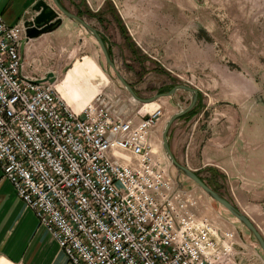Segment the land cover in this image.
<instances>
[{"label":"built area","instance_id":"obj_1","mask_svg":"<svg viewBox=\"0 0 264 264\" xmlns=\"http://www.w3.org/2000/svg\"><path fill=\"white\" fill-rule=\"evenodd\" d=\"M24 22L0 13V169L70 264H229L235 243L155 158L160 109L133 125L104 93L74 111L28 75ZM44 78V77H43Z\"/></svg>","mask_w":264,"mask_h":264},{"label":"rangeland","instance_id":"obj_2","mask_svg":"<svg viewBox=\"0 0 264 264\" xmlns=\"http://www.w3.org/2000/svg\"><path fill=\"white\" fill-rule=\"evenodd\" d=\"M45 1L52 5L61 17L65 16L53 0ZM73 3H69L71 9L62 5L85 21V26L78 22L77 24L84 31L88 41H93L96 48L102 52L103 62L108 68L103 70L110 74L117 85L112 94L114 97L110 98L118 100L115 107L119 109L121 116L139 121L146 113L143 107L146 108L149 103L136 99L119 76L128 83L131 81L130 84L143 99H150L159 92L166 93L181 85L190 86L200 92L195 105L196 112L178 118L171 124L168 131L171 150L174 148L178 152L181 148L178 134L192 127L194 129L195 125H198V128L205 127V124L201 123L209 116L206 109L208 104L212 105L219 99L230 102L237 100L240 76L229 74L230 72L241 73L243 70H250L251 75L260 84L257 97L264 99V0H107L100 9L97 2L92 3L89 0H73ZM88 4L94 11H102L101 22L89 15ZM113 7L129 22V38L122 34ZM92 28L105 36L116 69L108 63L98 40L91 33ZM132 37H135V42ZM87 43L89 45V42ZM146 60L149 62L143 65ZM32 70L41 73L48 69ZM97 72L98 75L102 74L101 70ZM60 81H55V86L60 87L59 84L63 80ZM177 91L172 103L162 106L154 104V111H161L159 119L151 129L156 133L150 142L155 156L161 162L165 159L167 163L163 164H166L170 175L189 187L194 196L196 194L193 190H198L199 195L204 198L205 209L209 208L215 216L223 213L229 221L236 224L238 229L230 233L234 235L235 245L243 243L235 246L236 256H239L238 264H264V251L255 236L196 182L180 173L169 160L164 145L166 123L175 113L191 104L189 90L179 88ZM195 173L208 187L228 200L225 194L220 192L221 188H215L206 171ZM217 228L219 231L228 232ZM232 263L233 261L229 264Z\"/></svg>","mask_w":264,"mask_h":264},{"label":"crops","instance_id":"obj_3","mask_svg":"<svg viewBox=\"0 0 264 264\" xmlns=\"http://www.w3.org/2000/svg\"><path fill=\"white\" fill-rule=\"evenodd\" d=\"M89 1L97 2L98 9L107 2ZM37 2L38 0H0V13L9 24L22 23L36 15L34 6ZM61 2L71 9L69 3H73V0ZM74 6L78 7L76 4ZM90 6L88 13L102 12L94 11ZM262 7L264 8V4ZM80 10L81 8L78 9ZM117 12L131 36L129 22ZM62 18V24L55 30L36 38L24 39L20 49L23 69L28 75L38 78L53 72L56 82L63 80L59 85L66 96V102L74 111L79 112L99 93L114 97L112 94L117 85L110 74L103 70L108 68L103 62L102 52L93 41H88L77 21L66 15ZM132 40L135 42V37ZM32 69L48 70L40 73ZM97 70H101L102 74L98 75ZM229 74L240 76L237 100L230 102L219 99L212 105L208 104L206 109L209 116L201 123L205 127L198 128L195 125L194 129L192 127L178 134L181 148H178V152L172 148V152L181 165L195 172L206 171L215 188H221L220 192L253 223L264 238V99L257 97L260 84L250 70H243L241 73L233 71ZM177 92L149 102L146 108L143 107L145 115L139 121H130L133 125L139 124L147 114L156 109L154 104L162 106L172 103ZM190 98L192 99L191 92ZM154 132L151 130L149 133L150 142L156 134ZM155 158L161 161L156 156ZM162 163L167 162L164 159ZM193 191L196 194V212L199 216L209 219L222 230L231 232L238 229L223 213L215 216L209 208L205 209L203 196L199 195L197 189ZM210 208L216 211L213 206ZM242 244L237 243L235 246ZM235 251L234 249L232 264H238L239 256H236ZM0 264H70L59 244L39 226L35 213L25 206L13 185L3 178L1 169Z\"/></svg>","mask_w":264,"mask_h":264},{"label":"water","instance_id":"obj_4","mask_svg":"<svg viewBox=\"0 0 264 264\" xmlns=\"http://www.w3.org/2000/svg\"><path fill=\"white\" fill-rule=\"evenodd\" d=\"M56 6L69 18L77 21L78 23L82 24L83 26L86 25L85 21L78 15L71 13L68 11L60 2V0H53ZM34 10L36 11V15L27 21L24 22V25L26 27V37L27 39H32L41 36L44 33L51 32L58 28L63 21V18L60 16L59 12L52 7L49 3H47L45 0H38V2L34 6ZM91 33L96 37L98 40L104 55L110 63V65L116 69L114 62L111 60V57L109 56L107 45L103 41L101 35L99 34L98 30L95 28L91 29ZM121 81L124 83L125 87L132 93V95L139 100H142L144 102H152L158 99L161 96H168L174 94L177 89L184 88L189 90L192 93V99L191 104L181 109L179 112L175 113L169 121L166 123L165 131H164V145H165V151L169 158V160L172 162V164L178 169L180 173H183L187 175L190 179H192L194 182H196L202 189H204L218 204L224 206L234 217H236L257 239L259 242L262 250L264 251V238L261 236V234L257 231L253 223L236 208L234 205H232L228 200H226L224 197L216 193L214 190H212L210 187H208L205 182L192 170L188 169L187 167L181 165L175 158L172 150L170 149V146L168 144L169 138H168V131L171 126V124L178 119L181 115H183L185 112L190 111L193 109L197 103L198 100V90L187 86V85H181V86H175L174 88H171L166 93L159 92L154 97L150 99H143L141 98L138 93H136L134 87L130 85L124 78L119 76ZM39 81H50L55 82L56 76L53 72H49L44 78L40 79Z\"/></svg>","mask_w":264,"mask_h":264},{"label":"trees","instance_id":"obj_5","mask_svg":"<svg viewBox=\"0 0 264 264\" xmlns=\"http://www.w3.org/2000/svg\"><path fill=\"white\" fill-rule=\"evenodd\" d=\"M114 8V7H113ZM114 11H115V13H116V16H117V19H118V24H119V26H120V29H121V31H122V34H124L126 37H128L129 35H128V30H127V28H126V26L124 25V23H123V20H122V18L120 17V15L117 13V10L116 9H114ZM91 16H93V17H96V18H98V20L101 22L103 19H102V17H103V14H102V12H98V13H92V12H90L89 13ZM99 32V31H98ZM99 34L101 35V37H102V39H103V41L105 42V44L107 45V40H106V38H105V36L101 33V32H99ZM129 38V37H128ZM107 49H108V53H109V56L111 57L112 56V52H111V48L110 47H107ZM131 85V84H130ZM132 86V85H131ZM133 87V86H132ZM136 91V90H135ZM136 93H137V91H136ZM200 96V92L198 91V97ZM196 112V106L193 108V109H191L190 111H188V112H185L183 115H181L179 118H181V117H186V116H188V115H193L194 113Z\"/></svg>","mask_w":264,"mask_h":264},{"label":"bare ground","instance_id":"obj_6","mask_svg":"<svg viewBox=\"0 0 264 264\" xmlns=\"http://www.w3.org/2000/svg\"><path fill=\"white\" fill-rule=\"evenodd\" d=\"M56 87L58 88V91L62 94V97L66 100V96L63 94V92L61 91L60 87L58 85Z\"/></svg>","mask_w":264,"mask_h":264}]
</instances>
